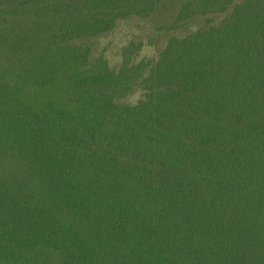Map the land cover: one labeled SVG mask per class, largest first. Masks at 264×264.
Instances as JSON below:
<instances>
[{
    "label": "trees",
    "instance_id": "16d2710c",
    "mask_svg": "<svg viewBox=\"0 0 264 264\" xmlns=\"http://www.w3.org/2000/svg\"><path fill=\"white\" fill-rule=\"evenodd\" d=\"M160 2L0 0V264H264V0L186 1L226 16L145 77L92 60Z\"/></svg>",
    "mask_w": 264,
    "mask_h": 264
},
{
    "label": "rangeland",
    "instance_id": "374dc122",
    "mask_svg": "<svg viewBox=\"0 0 264 264\" xmlns=\"http://www.w3.org/2000/svg\"><path fill=\"white\" fill-rule=\"evenodd\" d=\"M188 0H161L157 10L146 18L132 17L117 22L107 34L90 39L92 60H101L115 72L124 63L141 64L139 74L147 76L158 55L172 38H181L199 28L217 26L225 18L211 16L175 24L179 7ZM240 2L242 0H236ZM144 99V92L135 88L127 95L116 99L115 104L132 108Z\"/></svg>",
    "mask_w": 264,
    "mask_h": 264
}]
</instances>
